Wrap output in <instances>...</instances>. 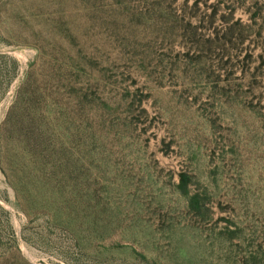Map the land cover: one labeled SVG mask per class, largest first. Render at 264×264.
Instances as JSON below:
<instances>
[{"label": "rangeland", "instance_id": "rangeland-1", "mask_svg": "<svg viewBox=\"0 0 264 264\" xmlns=\"http://www.w3.org/2000/svg\"><path fill=\"white\" fill-rule=\"evenodd\" d=\"M0 264H264V0H0Z\"/></svg>", "mask_w": 264, "mask_h": 264}]
</instances>
